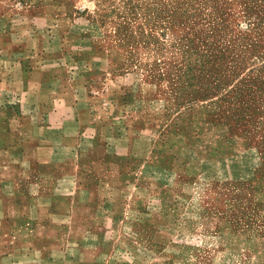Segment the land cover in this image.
<instances>
[{
    "label": "rangeland",
    "instance_id": "obj_1",
    "mask_svg": "<svg viewBox=\"0 0 264 264\" xmlns=\"http://www.w3.org/2000/svg\"><path fill=\"white\" fill-rule=\"evenodd\" d=\"M0 8L39 14L64 47L103 56L110 92L119 81L125 103L142 107L150 131L120 217L146 262L264 264V0H1Z\"/></svg>",
    "mask_w": 264,
    "mask_h": 264
},
{
    "label": "crops",
    "instance_id": "obj_2",
    "mask_svg": "<svg viewBox=\"0 0 264 264\" xmlns=\"http://www.w3.org/2000/svg\"><path fill=\"white\" fill-rule=\"evenodd\" d=\"M42 22L0 8V264H149L120 217L142 107Z\"/></svg>",
    "mask_w": 264,
    "mask_h": 264
}]
</instances>
